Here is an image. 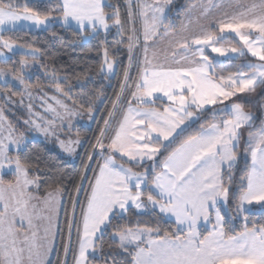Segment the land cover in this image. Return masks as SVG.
<instances>
[{
	"label": "snow or ice",
	"instance_id": "snow-or-ice-1",
	"mask_svg": "<svg viewBox=\"0 0 264 264\" xmlns=\"http://www.w3.org/2000/svg\"><path fill=\"white\" fill-rule=\"evenodd\" d=\"M125 4L122 17L113 0H0V82L8 84L10 77L29 96V57L36 61L42 52L19 37L33 30L52 31L58 23L97 40L99 71L111 74L117 60L107 46L110 30L122 36L127 20L132 22L125 45L128 68L134 50L140 47L143 53L144 66L135 80L124 70L117 100L131 91L115 129L110 136L101 129L92 145L102 162L96 161V169L86 167L78 184L72 180L84 200L73 202L66 219L63 264L69 256L71 264H96L105 237L120 250L111 264H264V224L248 215L255 205L264 209V119L253 131L258 118L239 102L241 94L264 89V0L250 5L203 0L195 17L198 6L193 3L180 31L167 14L172 0ZM215 10H223L221 18L210 16ZM164 43L168 47L158 61L156 49ZM233 59L242 63L232 67ZM52 80L56 91L68 96L54 75ZM56 103L67 116L78 114ZM87 111L92 112L91 106ZM197 124L198 130L191 131ZM36 128L56 134L51 122ZM23 141V133H16L0 108V264H50L57 236L64 235L58 221L64 181L71 178L60 169H49L42 178L38 165L21 159ZM59 143L72 155L81 141L77 134ZM87 159L93 161L91 155ZM8 174L13 179H5ZM145 215L155 219H134ZM226 215L232 220L239 216L243 230L230 229ZM169 220L172 225L165 227ZM202 224L211 228L202 229Z\"/></svg>",
	"mask_w": 264,
	"mask_h": 264
},
{
	"label": "trees",
	"instance_id": "trees-1",
	"mask_svg": "<svg viewBox=\"0 0 264 264\" xmlns=\"http://www.w3.org/2000/svg\"><path fill=\"white\" fill-rule=\"evenodd\" d=\"M198 0H187L188 3H193ZM114 3L118 4L121 8L122 17L125 15L124 9L126 7L125 0H113ZM183 8V7H182ZM179 9L178 13L181 14L184 9ZM42 11L46 9H41ZM53 15L59 14L58 10H52ZM138 20V19H137ZM132 22L125 21L124 31L122 36L116 35V29L110 30L108 37L107 46L110 48L113 57L117 60L115 66V72L112 77H108L106 74L99 71V65L102 63V55L100 52L99 42L97 40L85 38L78 35L75 31L69 30L66 27L55 26L52 31H46L41 33L29 32L19 37V42L32 44L33 47L39 48L42 52L40 55V61L46 66L51 68L56 74L65 76L72 86L73 90L77 93L76 99L77 105H83L84 109L87 110L90 105L87 101H90L92 105L97 108V100L103 97L97 110V117L91 129L80 128L78 130L79 137L85 140L83 154L89 152L90 146H92L96 139L99 138L100 131L104 127V121L108 119V113L111 112L113 104L117 100V95L120 93V87L123 82L124 70L128 69V56L129 53L126 48L127 36L130 34V28ZM135 27L139 29L138 22L135 21ZM10 35V34H9ZM16 39L15 36H12ZM124 40V44H116L117 40ZM235 42V41H233ZM241 59H233L230 61L232 67L239 66ZM4 66V65H0ZM131 68H135L132 60ZM130 75V73H129ZM131 77V75H130ZM82 84L81 86H77ZM257 91H261L258 88ZM261 98L257 101V108H254V113L257 114L259 120L253 131L260 127L261 121V108L262 103L264 104V93ZM84 95L85 97H82ZM84 99L86 100L84 102ZM159 106V104H157ZM92 108V107H91ZM94 108V107H93ZM92 108V109H93ZM245 109H251L250 105H245ZM208 120L211 119V113L208 114ZM201 123H205L202 120ZM199 128V124L194 125L191 131H196ZM175 147V145H173ZM22 160L29 161L34 165H38L41 171L38 173L42 178L47 175L48 170L60 169L66 177L71 179H65L64 183L66 186L65 193L62 197V211L59 222V232L63 233V237L59 234L57 236L56 249L54 251L53 259L51 264H63L65 259L63 244L67 239V233L65 229L66 219L71 218L73 202L77 199L80 200V196L77 197L74 190V184L72 180L79 183L76 179L78 175L84 174L85 171V160L83 156L75 163L67 162L59 153L52 148L48 143L42 141H31L27 144L23 151H20ZM96 157H94L93 162ZM135 170H142L136 168ZM5 179H13L12 176L5 177ZM65 210H67L68 217L65 216ZM224 212V211H223ZM250 221H255L257 225L264 224V209L260 206L253 207L252 211L248 213ZM143 219L149 223H152L155 218L149 216L135 217L134 219ZM226 221L230 229H234L235 232L243 230L244 222L242 219L236 220L234 227L231 219L228 215L225 216ZM172 225V222H168V227ZM252 227V223L248 224ZM234 234V233H233ZM113 244L110 248L108 245ZM101 250H98V254ZM120 250L115 246L112 240L105 237L104 247L102 249L103 255L99 254L96 259V264H111L112 257L116 256Z\"/></svg>",
	"mask_w": 264,
	"mask_h": 264
},
{
	"label": "rangeland",
	"instance_id": "rangeland-1",
	"mask_svg": "<svg viewBox=\"0 0 264 264\" xmlns=\"http://www.w3.org/2000/svg\"><path fill=\"white\" fill-rule=\"evenodd\" d=\"M34 2V0H29V3ZM203 2V0H198L196 2H193L197 4V9L192 13L193 17L199 15V5ZM227 2V0H225ZM193 3H188L187 0H172V4L168 6V12L169 19L173 22V24L176 26L177 31H180L182 28V22H186V18L188 16V9L189 6ZM239 3L242 5H250L252 3H259V0H239ZM183 7V8H182ZM184 7L186 9H184ZM184 9L181 14L178 13L179 9ZM227 11H232V9H226ZM223 10H215L213 13L210 14L213 18H221L222 17ZM58 15V14H57ZM138 22L139 28L140 23L139 20H136ZM204 23H207V21H202ZM55 26H60L58 23ZM139 30V29H138ZM46 32L45 30H33L32 33H41ZM140 34L139 31L137 33ZM89 38L85 39L88 40ZM142 47V46H141ZM167 44H161L156 49L158 55L157 60L163 61V53L167 50ZM11 56L12 54H8ZM213 56L215 54H212ZM133 56V63L135 65V68H128V71L131 75L132 80L136 79V74L138 69H142L143 64V53L141 51V48L138 47L134 50L132 53ZM149 57L151 58V51L149 52ZM40 55L38 56L36 61L30 60L29 68L26 70V74L28 77V83L32 85L30 91L31 96H29L23 89L22 86H20L16 81L11 80L10 77H6V79L10 80V83L4 84L3 82H0V108H3L4 115L7 117V121L11 122L12 126L15 128L16 133H23L24 135V141L21 144L20 148L21 151L25 149L27 144L31 141H42L48 143L52 148H54L65 161L75 163L81 157L83 156L85 160V168L90 167L91 169H96L98 167L96 161H101V158L99 155L94 153L92 151V146H90L89 152L83 154L84 151V145L85 140L81 137H79L81 144L79 147L76 148L75 153L72 155H69L67 152L64 151V149L60 146L59 141L66 140L68 138L76 139L77 134H79L78 130L80 128L83 129H91L96 117H97V110L98 106L100 105L101 101L103 100V97H101L99 100H97V108L95 105L93 106L92 103L90 105L93 109L92 112L89 113L87 110L84 109V107H80L77 105L76 99H74L77 96V93L73 90V86L66 81L65 76L56 74L51 68L46 66L43 62L40 61ZM15 60H19V56L13 57ZM235 60V59H234ZM242 63V60H241ZM4 67V66H0ZM115 72V70H114ZM113 73L106 74L108 77H112ZM53 75L56 77V81L61 85L64 92L68 93V96H64L63 93L56 91L55 86L53 84L52 77ZM82 84H78L77 86H81ZM70 89V91H69ZM131 89H128L125 91L124 95L121 96L120 100H116V108H112V117H108L107 120H109V124L106 126L104 124L103 129H105L106 136H110L112 134V130L115 129L117 122L120 119L121 113L123 112L125 108V101L128 98V95L130 93ZM264 93V89L261 88V91H256L252 94H241V99L239 102L244 104V106L250 105L251 109H245L246 111H250L254 113L253 109L257 108V101ZM5 97H8L9 99H5ZM55 97V99H53ZM82 97H85L82 95ZM56 100L61 101L63 104L67 105L68 108L73 109L78 114L67 116L63 109L57 105ZM86 100L84 99V102ZM49 105L52 106V108H55L57 112L60 113L59 116H57L54 112L49 110ZM261 108V119H264V104L262 103ZM254 115L258 118L256 120V124L259 120V117L256 113ZM49 122H51V127L55 129L56 134L55 135H45V133L39 131L36 128V125H40L41 128L48 127ZM255 124V126H256ZM70 125V127H69ZM247 135V133H245ZM107 142V141H105ZM95 144V143H94ZM93 144V145H94ZM11 155H16L15 146H11L10 150ZM91 155L93 157H96L95 161H88L87 157ZM157 159H161V157H158ZM141 171V170H138ZM85 172V171H84ZM92 172L88 171L87 176L88 179L91 180L92 178ZM11 176L10 174L6 175L5 177ZM83 187L87 189L88 184L84 183ZM84 196H80V202H83ZM62 211V206L61 210ZM224 213H228V209L224 208ZM61 216V215H60ZM79 216V209H77V218ZM240 220L241 218L239 216L236 217V219L232 220L233 226L236 222V220ZM60 220V217H59ZM58 221V225H59ZM75 236H73L72 240V247L75 244ZM55 250V247L51 253L53 254ZM100 254V253H99ZM99 254L97 253L96 257H99ZM71 259V256L68 257V261Z\"/></svg>",
	"mask_w": 264,
	"mask_h": 264
},
{
	"label": "crops",
	"instance_id": "crops-1",
	"mask_svg": "<svg viewBox=\"0 0 264 264\" xmlns=\"http://www.w3.org/2000/svg\"><path fill=\"white\" fill-rule=\"evenodd\" d=\"M141 69V68H140ZM257 206H259V205H255V206H253V207H257ZM224 210V209H223ZM60 215H61V212H60ZM60 217V216H59ZM60 221V220H59ZM170 222H172L171 220H169ZM201 227H202V229L203 228H208V229H210L211 228V225H204V224H202L201 225ZM75 239V238H74ZM56 244H57V240H56ZM56 244H55V249H56ZM75 247V244L73 245V248ZM55 251V250H54ZM53 255H54V252H53V254L50 256V264H51V262H52V259H53ZM96 259H97V257H96ZM68 264H71V259H69V261H68Z\"/></svg>",
	"mask_w": 264,
	"mask_h": 264
}]
</instances>
